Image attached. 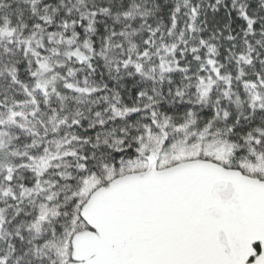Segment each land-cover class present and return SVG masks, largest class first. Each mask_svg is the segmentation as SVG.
<instances>
[{
  "label": "snow or ice",
  "instance_id": "6c2138e0",
  "mask_svg": "<svg viewBox=\"0 0 264 264\" xmlns=\"http://www.w3.org/2000/svg\"><path fill=\"white\" fill-rule=\"evenodd\" d=\"M0 264H264V0H0Z\"/></svg>",
  "mask_w": 264,
  "mask_h": 264
}]
</instances>
